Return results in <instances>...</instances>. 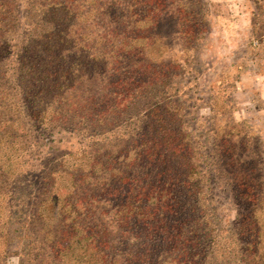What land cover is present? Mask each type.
Here are the masks:
<instances>
[{"label":"trees","instance_id":"16d2710c","mask_svg":"<svg viewBox=\"0 0 264 264\" xmlns=\"http://www.w3.org/2000/svg\"><path fill=\"white\" fill-rule=\"evenodd\" d=\"M252 1L263 38L264 0ZM210 10L0 0V264H264L256 135L216 108L209 132L195 138L189 124L181 75ZM62 134L74 151L58 154ZM222 192L228 224L214 205Z\"/></svg>","mask_w":264,"mask_h":264},{"label":"rangeland","instance_id":"374dc122","mask_svg":"<svg viewBox=\"0 0 264 264\" xmlns=\"http://www.w3.org/2000/svg\"><path fill=\"white\" fill-rule=\"evenodd\" d=\"M208 1L212 13L210 33L195 53L192 72L181 75L191 98L189 124L195 138L209 132L214 121L212 108L219 112L220 121L245 122L256 135V151L264 163V37L257 38L251 31L256 3L252 0ZM27 2L21 0L22 9ZM53 145L58 154L69 153L76 149L77 140L68 134L57 135ZM214 205L222 223L233 222L235 211L227 195L218 194ZM16 245L12 246L15 250ZM6 264H18V258L11 256Z\"/></svg>","mask_w":264,"mask_h":264}]
</instances>
